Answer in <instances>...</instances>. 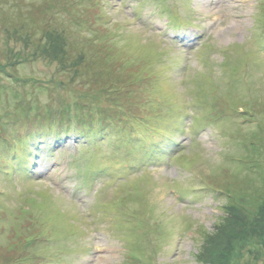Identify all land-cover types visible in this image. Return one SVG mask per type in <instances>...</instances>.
<instances>
[{
  "label": "rangeland",
  "instance_id": "rangeland-1",
  "mask_svg": "<svg viewBox=\"0 0 264 264\" xmlns=\"http://www.w3.org/2000/svg\"><path fill=\"white\" fill-rule=\"evenodd\" d=\"M53 1L0 0L15 21L2 22L20 30L35 19L37 4ZM57 1L64 12L72 3ZM77 2L101 32L81 27L75 33L86 31L83 40L96 42L100 52L115 51L122 88L130 87L127 78L148 81L145 102L154 114L136 121L127 115L129 124L153 142V125L165 130L172 121L178 148L136 169L130 167L141 163V154L133 150L128 167L114 139L84 147L71 136L36 169H9L8 175L0 154V264L21 258V242L37 226L28 240L46 243L29 247L38 259L58 258V264H264V0ZM3 27L0 113L23 91L21 78L34 76L41 80L33 106L52 96L57 103L56 94L69 102L89 94L96 109L108 106L109 93L101 87L76 91L80 77L71 76L69 57L60 65L58 41L53 45L48 37L33 47ZM32 52L38 57L30 58ZM51 78L60 90L52 91ZM126 104L134 111L143 101ZM156 115L164 117L159 122ZM105 167L110 173L95 174Z\"/></svg>",
  "mask_w": 264,
  "mask_h": 264
},
{
  "label": "trees",
  "instance_id": "trees-1",
  "mask_svg": "<svg viewBox=\"0 0 264 264\" xmlns=\"http://www.w3.org/2000/svg\"><path fill=\"white\" fill-rule=\"evenodd\" d=\"M83 1L84 3L87 2V0H80V3H83ZM74 3H78L77 0H72V3L68 4L66 12H64L61 3L57 0H54L52 3L37 4L32 13L35 19L25 20L23 26L20 25V22L18 24L21 26L20 30L10 29L8 23L15 21L9 17L4 4H0V24H3L5 31L8 30L9 33L16 34V36L24 40L25 44L30 43L33 47H35L37 41L40 42V40L48 37L53 45L54 41H58L62 45V49L59 51L60 54H58L60 65L62 66L65 63L64 58L69 57L66 66L71 72V76L80 77L79 88L76 91L79 92L80 87L91 90L101 87L109 93L108 101L110 103H107L108 106L105 105L106 107L100 105L98 106L99 109H96L94 107L96 105L93 101V95L81 94V98H79L71 94L69 96H73V100L69 102L66 96L64 98L56 94L60 97L57 103H55L56 97L54 99V96H52V98L49 97L50 100L43 106H33L32 101L35 100L38 91L37 82H40L41 79L35 76L27 79L21 78L19 82L23 87V91L15 96L14 104L8 103L7 110L0 113V154L3 156L1 159H5L3 165L7 166L4 170L6 173L9 169H11V172H19L18 174H25L32 169H36L37 163L39 164L44 160L51 159L57 150H61L65 141L71 136L84 140L87 143V145H83L84 147H94L101 144L100 142L104 140L114 139L112 143L114 146L116 145L121 150V146L124 147L128 167H130V163H134L128 160V158L132 157L130 153H133V150H135L141 154L139 155L140 159L142 158L141 163L131 164L130 168L136 169H140V165L146 167L147 163L151 162L152 156L172 155L173 149L178 148V140L172 137L170 133L171 127L177 126L176 123L172 124V121H166L165 127L167 129L165 130H162V123L153 125L155 130L152 136L158 135L153 142L143 141L146 134L139 131L138 127L136 128L134 125L129 124L132 119H129L127 115L136 117L133 119L136 121L142 119L143 113L154 114L145 102L149 93L148 81L137 82L127 78V83L130 87L122 88L124 82L122 75H124V72L120 69L122 65L118 66L117 60L114 57L112 58V55H115V51L114 54H110L111 51L106 50L100 52L98 48L93 46L96 42L90 45L83 40L88 28L94 29L97 27L96 25L91 26L87 7H84L85 11L82 9L78 11V5L75 6ZM162 6L161 9L163 8L164 11H169L172 8V6ZM60 7L63 14L60 13ZM75 8L76 12L74 11ZM4 18L7 19L5 22L10 20L8 23H5L7 24L6 26L2 22ZM16 21L18 20L16 19ZM81 27L87 29L85 33L83 35L79 32L75 33V30ZM98 32H101L100 29H98ZM89 39L92 40L91 37ZM47 47L51 51L52 46L48 45ZM40 52L44 51L40 50ZM45 54L42 56L44 57ZM34 57H38L37 52L31 53L30 58ZM19 63L20 60L14 63L13 67L16 69ZM51 79L53 80L50 83H53V86L56 85L52 91L60 90L59 81L54 78ZM25 86H28L30 90L28 91L27 88H24ZM49 90V92H52L51 87H49ZM132 99L143 101L141 107H137L134 111L126 104L127 101ZM37 104H39V101H37ZM124 105H127L128 108L124 107ZM140 108L145 109V111L141 112ZM183 112L185 111L183 110ZM156 116L159 117V122L164 117V115ZM145 122L149 124L147 121ZM115 123H117V127L114 126ZM178 125H180L179 122ZM142 126L146 127V132H150L147 127L150 125L142 124ZM125 130L127 131L125 132ZM156 130L161 131L159 133ZM182 130L181 128L179 131ZM169 136H171V142L165 145ZM181 150L180 148L179 151ZM108 168L105 167L100 172H94L97 175L98 173L106 172V170L107 173H110ZM130 168L127 170L130 171ZM110 170H112L111 167ZM11 172H8L7 175L11 174ZM260 194L261 192L258 191L256 195L257 199L260 198ZM251 198L255 199L253 194ZM227 205H233V203H228ZM35 229L28 232L25 238L23 237L24 241L21 242L19 249V252L23 251L21 258L12 264H20V262L24 264H58V258H55V262L42 259L43 257L38 259L37 252H32L29 246H32L34 243H46L45 241L34 242L28 240L30 236L34 235L31 232ZM50 236H52L51 230ZM50 236L49 240L51 239ZM43 239H45L44 236ZM24 242H28L29 244H25ZM22 244H24V247H22ZM24 253H26V256H24ZM39 253L41 256L46 257L45 253Z\"/></svg>",
  "mask_w": 264,
  "mask_h": 264
}]
</instances>
